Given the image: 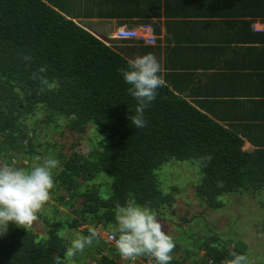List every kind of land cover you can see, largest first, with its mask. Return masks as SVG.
Returning a JSON list of instances; mask_svg holds the SVG:
<instances>
[{"label": "trees", "instance_id": "trees-1", "mask_svg": "<svg viewBox=\"0 0 264 264\" xmlns=\"http://www.w3.org/2000/svg\"><path fill=\"white\" fill-rule=\"evenodd\" d=\"M188 1L180 0V3L187 5ZM168 3L169 0H165L167 21L197 15L195 5L190 11L172 14L167 11ZM247 3L252 6L247 7ZM253 3L252 0H226V5L243 9V16L247 18L264 15L257 10L264 0L258 7ZM68 6V0H0V162L14 167L10 160L17 155L24 156L29 164L14 168L28 169L30 161L42 155L40 150L44 146L34 140L37 124L54 125L57 133L64 138L67 136L71 146L66 155L60 151L63 145L58 144L55 156L59 161L61 192L54 200L75 216L67 224L57 218L49 224L45 220L49 226L44 236L25 228H14L0 237V264H78L75 259L80 253L74 258L65 256L71 241L58 235L64 227L76 230L85 225L83 233L88 236L90 226L107 229L111 225L114 230L109 233L114 232L118 238L115 232L117 203L124 205L134 200L142 206L147 204L155 213L172 209L178 200V187L175 184L163 190L157 174L169 163L175 167L181 163L196 166L198 182L193 192L206 209H221L224 201L220 198L241 192L257 202L259 189L264 188V136L249 137L254 148H245L246 132L234 125H223L225 118L211 110L219 103H208L210 112L206 115L202 112V107L207 109L204 103L181 94L197 75L194 71L203 67L162 64L160 56L161 53L170 56L173 49L175 57L183 58V53H189L193 59L218 57L227 51L245 53L254 49L253 44L259 42L264 32H253L251 20H237L233 23L238 24L237 31L228 33L222 47L216 44L205 47L202 37L196 41V48L184 46L187 37L178 41L170 32L163 50L160 40L154 46L140 41H122L112 48L86 25L75 22L77 12L70 16ZM129 6L128 0H115L113 6L97 14L105 19L131 22L134 18H143ZM181 12L187 13L179 14ZM218 24L228 22H213L210 26ZM195 27L198 23L187 24L190 34L193 35ZM157 34L158 31H154L156 37ZM240 44L244 47L239 48ZM134 48L135 52L140 49L142 55H155L161 66L159 75L165 80V85L157 89L155 100L144 110L147 123L143 128L131 124L129 117L135 114L138 102L127 92L130 85L118 71L127 68L124 55L135 58L129 54ZM24 55H30L31 59H23ZM41 67L46 68V72L39 75L46 78L51 88L42 86L39 79H32V74ZM162 70L166 71L164 76ZM255 87L254 92H248L251 102L256 100L251 98L253 96L264 97V79ZM240 88L246 89V84ZM39 112H44V117L40 121L32 120ZM77 134L93 137L95 143L90 153H96L94 160L76 149L84 144V141L71 140ZM102 176L112 179L105 181L108 193L98 184L97 179ZM93 180L97 183H87ZM259 201L258 204L263 205ZM97 235L91 247L102 242ZM101 244L104 248L95 249L94 254L105 252L101 259L109 261L114 250ZM199 249L204 254L190 264H208L210 260L214 264H227L233 258L232 252L246 256V245L240 243L228 250L221 244L203 242ZM116 255L121 258L119 253ZM148 258L151 257L139 256L137 264L146 263ZM153 262L157 264L155 259ZM170 264H184V261L173 260Z\"/></svg>", "mask_w": 264, "mask_h": 264}, {"label": "crops", "instance_id": "crops-1", "mask_svg": "<svg viewBox=\"0 0 264 264\" xmlns=\"http://www.w3.org/2000/svg\"><path fill=\"white\" fill-rule=\"evenodd\" d=\"M211 1L190 0L186 5L185 2L180 3V0H169L167 11L172 14L181 10L190 11L194 5L197 7L196 13H194L197 14L196 16H186L183 19L172 21H167L164 16L165 0H128V3H130L129 9L143 15V18H134L132 22L123 19H105L97 14L101 9L105 10L109 5L113 6L115 0H108V5L106 0H68L69 6L67 8L72 16H74L73 13L77 12V21L81 25H86V28L93 34L98 35L99 38H101L100 35H104L106 32L110 37L117 30L124 28L140 30L150 27L153 32L158 31L156 43L160 40L162 50L164 49L163 46H166L164 40L170 38V32L175 34V40L178 41H181L183 37H187L184 46L196 48V41L199 42L202 37L205 47L213 44L222 47L221 43L225 40V37L227 38L228 33L232 34L233 31H237L238 24H233L237 20L264 23V15L250 19L243 16V9L240 10L237 7L232 8L226 5V0ZM252 1L254 2L253 6L256 7L261 3V0ZM118 4L122 5V2H118ZM247 4V7L252 6L251 3ZM86 5H91V7H86ZM257 10H259V13L264 14V4L259 6ZM182 13L187 12L179 14ZM103 20L109 22H100L99 26L102 28L95 29L94 23ZM223 21H227L228 24L210 26L213 22L222 23ZM192 23H198V27L192 30L193 35L187 29V24ZM104 27H108V29L105 30ZM112 28H116L114 32H112ZM215 40L217 41L215 42ZM241 47L244 46L240 44L239 48ZM252 47L254 49H250L245 53L242 50L235 54L228 51L227 54H221L218 50L220 56L212 58L204 56L202 59L200 56L193 59V56L189 53H183L185 56L183 58L175 57L174 49L170 56L167 57L164 53H161L160 56L162 64L169 62L174 66L203 67L194 71L197 75L190 80L187 91H183L181 94L189 96V99L194 102L204 103L205 107L211 102L219 103V106L211 108L213 113L225 118L223 125H234L245 131L248 139H246L244 147L250 149L254 148L249 143L251 136H264V97L253 96L251 98L256 100L251 102L248 94V92H254L255 85L260 79H264V36H261L259 42L253 44ZM135 50L136 48L129 52L132 57L142 56L140 49L137 52ZM123 58L127 62L132 59L126 55ZM188 59L190 60L188 61ZM182 71L177 70L176 72ZM162 72L164 76L166 71L162 70ZM171 73L175 74V70H172ZM242 84H246L247 88H240ZM202 109V112L206 115L210 112L209 107L205 110L202 107Z\"/></svg>", "mask_w": 264, "mask_h": 264}, {"label": "rangeland", "instance_id": "rangeland-1", "mask_svg": "<svg viewBox=\"0 0 264 264\" xmlns=\"http://www.w3.org/2000/svg\"><path fill=\"white\" fill-rule=\"evenodd\" d=\"M100 22H109L106 20L97 21L94 23V28H102L99 26ZM105 30L108 27H104ZM116 28H112V32ZM104 42L110 43L112 48L118 44V42H111L109 40V34L106 32L104 35H100ZM44 112H39L32 120H40L44 117ZM36 135L34 140H38L39 143H44L43 148L40 150L41 156L32 159L28 169L42 164L45 158H53V151H58V144H63L67 140V136L64 138L62 135L54 130V125H42L37 124ZM31 136V135H30ZM70 137V136H69ZM68 137V138H69ZM71 138V137H70ZM71 140H77L81 144L76 148L86 158L94 160V154L90 153L91 145L94 144L93 137L88 135L77 134L72 137ZM56 145L53 148V145ZM60 151L61 148H60ZM14 167L28 165L27 157L17 158ZM0 166L2 163L0 162ZM21 168V167H20ZM159 172L158 178L163 190L167 191L172 185H177L179 193H177V202L173 205L172 209L160 210L155 213L163 225L164 231L171 236L175 243V248L171 253L172 259L176 261H184V264H190L199 260L204 254L203 250H200V245L203 242H208L213 245L221 244L223 247H228L230 250L235 249L237 243L246 245L247 264H263L264 262V188L259 189V202L254 200L251 195L245 192L230 194L220 198L223 200L224 205L221 209L213 210L206 209L204 205H201L200 201L194 196V188L197 181L196 166L189 165L187 163L179 164L175 167V164L169 163L166 167ZM59 163L56 168L52 170L54 187L50 190L53 196H49L48 201L41 207L36 213V219L30 226L25 227L27 230L38 233L41 236L46 235L47 227L49 223H52L55 218L62 220L67 224L71 219L75 218L69 208L65 205H61L57 201L60 194V180L58 179ZM112 180L110 177H99L98 184H100L103 192L108 193V185L105 181ZM89 185L97 183L96 180L87 182ZM67 200V199H66ZM196 217V218H194ZM48 221V224L44 221ZM88 226V225H87ZM16 224L9 222L7 234L14 228H18ZM23 228V227H20ZM86 226H80L76 230L64 229L59 230L58 235L68 241H72L76 236L84 235L83 230ZM88 228V227H87ZM89 228L95 229L99 234V240H101L106 248L114 250L113 258H109V261H103L102 256H105V252L100 253L98 256L94 254V250L97 248H104L103 244L96 243L93 246H86L83 253L76 257L78 264H132L127 262L126 259H118V251L111 245L104 242L103 235L106 232L114 230L111 225L104 229H99L90 226ZM114 233V232H113ZM98 237V235H97ZM215 240V241H212ZM100 256V257H99ZM75 264V263H72ZM137 264V263H136Z\"/></svg>", "mask_w": 264, "mask_h": 264}, {"label": "clouds", "instance_id": "clouds-1", "mask_svg": "<svg viewBox=\"0 0 264 264\" xmlns=\"http://www.w3.org/2000/svg\"><path fill=\"white\" fill-rule=\"evenodd\" d=\"M76 16L78 17L77 14ZM74 21L79 23L77 18ZM255 23L264 24L253 22L252 25ZM152 35L155 36L153 31ZM155 39H157L156 36ZM109 40L122 42L111 37ZM23 59L30 60L31 56L24 55ZM118 71L124 82L130 85L127 92L138 102L135 114L129 117L131 124L135 128L146 127L144 110L155 100L157 89L165 85V80L159 75L161 66L154 54L146 53L128 60L127 68H120ZM44 72L46 68L41 67L38 72L32 74V79H39L42 86L48 85L51 88L46 78L39 75ZM60 145H63L61 152L69 155L71 146L68 141ZM56 153V151L52 152L55 159L45 158L42 164L30 170L14 168L2 163L0 166V237L7 234L9 222L23 228L30 226L36 219V213L48 201L50 190L54 185L52 170L59 163ZM10 162L14 166L16 159H11ZM115 217L117 223L115 232L119 234L115 239V247L122 258L136 259L135 262L129 261L136 264L139 262V256L149 255L156 260L157 264H170L171 253L175 248L174 241L164 231L157 215L147 204L142 206L134 200L124 205L117 203ZM89 233L88 236L78 234L66 248L65 256L74 258L78 253H83L86 246H91L97 232L90 228ZM231 256L233 258L228 260L227 264H247V256L235 252H232ZM208 264H214V262L210 260Z\"/></svg>", "mask_w": 264, "mask_h": 264}, {"label": "built area", "instance_id": "built-area-1", "mask_svg": "<svg viewBox=\"0 0 264 264\" xmlns=\"http://www.w3.org/2000/svg\"><path fill=\"white\" fill-rule=\"evenodd\" d=\"M252 30L255 33H263L264 32V24L255 23L252 25ZM112 39L118 40V41H140L146 46H154L156 44L155 36L152 35V30L150 27H145L140 30L134 29V28H124L117 30L112 36H110ZM115 235L104 233L103 235V241L106 242L108 245L115 247ZM151 257V256H150ZM153 257L148 258L146 263L143 264H154ZM130 262L137 261L129 260ZM210 262V261H209Z\"/></svg>", "mask_w": 264, "mask_h": 264}]
</instances>
